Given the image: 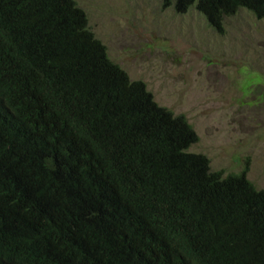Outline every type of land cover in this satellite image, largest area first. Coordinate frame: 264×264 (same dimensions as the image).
Here are the masks:
<instances>
[{"label": "trees", "instance_id": "1", "mask_svg": "<svg viewBox=\"0 0 264 264\" xmlns=\"http://www.w3.org/2000/svg\"><path fill=\"white\" fill-rule=\"evenodd\" d=\"M223 32L264 0H161ZM95 37L75 0H0V264H264V188Z\"/></svg>", "mask_w": 264, "mask_h": 264}, {"label": "rangeland", "instance_id": "2", "mask_svg": "<svg viewBox=\"0 0 264 264\" xmlns=\"http://www.w3.org/2000/svg\"><path fill=\"white\" fill-rule=\"evenodd\" d=\"M75 1L110 59L186 118L198 136L189 151L212 170L238 173L247 161V178L264 188V19L240 9L219 33L194 8L161 0Z\"/></svg>", "mask_w": 264, "mask_h": 264}]
</instances>
